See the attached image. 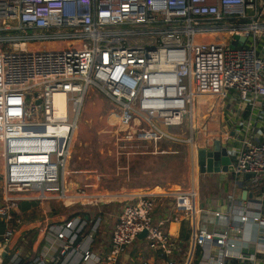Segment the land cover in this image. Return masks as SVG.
Segmentation results:
<instances>
[{"label":"built area","instance_id":"obj_1","mask_svg":"<svg viewBox=\"0 0 264 264\" xmlns=\"http://www.w3.org/2000/svg\"><path fill=\"white\" fill-rule=\"evenodd\" d=\"M93 90L119 105L112 138L127 156L144 142L171 139L164 127L195 130L198 101L233 92L242 113L231 130L240 131L226 146L232 174L252 198L204 210L194 187L163 192L175 216L155 223L161 195L142 193L132 202L100 195L126 203L104 254L94 250L100 220L77 215L42 227L41 242L51 235L53 243L19 264H191L196 247L200 264H264V132L251 133L253 125L264 130V0H0V264L15 246L18 202L73 205L87 197L68 188L82 108ZM58 93L66 98L64 113L55 107ZM183 217L192 232L180 262L179 238L166 226ZM210 218L227 224L209 230Z\"/></svg>","mask_w":264,"mask_h":264},{"label":"crops","instance_id":"obj_2","mask_svg":"<svg viewBox=\"0 0 264 264\" xmlns=\"http://www.w3.org/2000/svg\"><path fill=\"white\" fill-rule=\"evenodd\" d=\"M204 99L201 102L198 101V105L196 107L197 118L200 116V114H203L205 111V115H208L209 113L210 116V114H212L210 108L213 111H216L218 109V111L215 115L216 118L213 120L210 119L207 126H204V129L207 128V130H203L204 135L202 136L201 140L202 142H206V145L200 148H210L215 140H220L222 145L225 146L227 138L229 136L234 137L240 131L231 130V125L234 127L232 121L239 122L241 120L239 119V115L242 113V109L241 106H239V100L234 96L229 97L227 99V103L223 100L222 102L215 100L218 98L208 100H206V98ZM233 104L237 107H235L237 112L231 115L227 114L226 116V113L223 112L225 116L224 118H226L227 120V124L226 128L223 127V130H220L221 136H219V129L222 128V125L224 123H222L220 110L224 111V109L232 107ZM117 117L118 115H116V118ZM197 121L198 120H196L195 130H199ZM212 121L214 122V124L217 123L216 125L219 128L218 130L215 126H213L214 124L212 123ZM223 121L225 120L223 119ZM253 127H255V130H251V133L254 136L258 137L262 134V132H264V130H257L256 125H253ZM209 128L212 129L210 131V134L211 132L216 130L218 132V137H210V134L208 133ZM93 131L95 132V137H93L92 134L87 136V130H78L76 134L74 155L71 162V169L75 173L70 176L71 181L70 186L68 188L70 192L74 193L76 196L85 193L84 196L87 197L83 199L78 198L73 205L55 203L41 205L38 203L36 207L31 208L29 210L23 211L20 208L17 209V222H20L21 228L15 229V231L17 230L18 233L15 236L14 243L16 244V241L19 240V238L23 236V234L27 231L33 229L38 230L36 237L32 243V248L29 253L30 256L26 258V260L35 256L38 251L40 252L44 250V248H48L49 244L53 240L51 238V235H49L47 237V240L41 242L42 236L40 232L42 227H46L52 223H60L69 216H77V214L83 213L84 209H87L89 205H97V202L100 203V208L102 209H108V207H110L111 205H113L114 208H120V213L118 212L116 214V219L114 220V223L107 226L106 229L109 230V228H111V231L109 232L108 236L110 242L115 225L118 221V217L121 214L126 203L122 202L123 200L120 199L119 204H111L112 198H109L108 201L106 200V202H102V200L99 199V201H96L95 203H90L89 200L99 198V193L106 191L108 193H112L113 196H129V202H132V200L130 199L131 197L140 195L142 193L161 195V193L163 192L173 193L178 190H187L183 188L180 185V181L176 179L177 171H175L172 167V164H170L173 163V155H177L180 152L177 148V142L179 140L176 137H173L179 136L180 132H168L166 130H163V132L170 136L171 139L166 137L165 141L163 140V142H144L142 145L133 148L131 154L127 156L124 151L120 150L113 143L112 137L110 141L102 140L101 134L105 135L106 132H109L110 130H103L102 133H100V130ZM113 132H115V128ZM188 143L190 142L187 141V144ZM94 144H96V150L92 151L89 149V147H92ZM193 145H195V143ZM120 152L124 153V155H120ZM95 153L97 154V157L93 156V154ZM101 181H105V190L104 187H101ZM238 186L241 189L239 198H242L244 182L239 181ZM228 203L229 202H220L219 206H217V208L215 209H218L220 207L224 210ZM36 211L43 215V219L39 222L35 221V216L37 214ZM100 213L102 212L100 211ZM168 215L175 216L173 199L167 197L166 195H161L155 199V223H160ZM87 217L90 219V216ZM29 221L31 222V225L28 224ZM181 222L179 224L177 223L166 226L167 230L174 236L179 237ZM16 250L19 253L18 256L20 259L22 250L18 248ZM16 250L10 251V256H12L16 252ZM97 251H99L98 247H96L95 252ZM99 252L100 254H103L105 253V250L103 249ZM10 256L7 258H10L11 263ZM186 258L187 256L184 259ZM124 261L126 263H129L128 257H125Z\"/></svg>","mask_w":264,"mask_h":264},{"label":"rangeland","instance_id":"obj_3","mask_svg":"<svg viewBox=\"0 0 264 264\" xmlns=\"http://www.w3.org/2000/svg\"><path fill=\"white\" fill-rule=\"evenodd\" d=\"M228 97H235V94L233 92L228 93ZM206 100L208 99H214L215 97H204ZM202 98L199 100L200 102L204 99ZM220 99V100H219ZM215 99L218 101L222 100L224 102H228L227 99ZM205 100V99H204ZM236 106L233 104L232 107L226 108L223 110H220L221 112V117H222V128L217 127V123L214 124L217 128V130H223V127L226 128L227 120L224 118L227 114H235L236 113ZM210 110L212 111V114L209 113L208 115L206 111L203 114H200V116L197 118V125L199 127V130H190V124H186L185 127H164V129L168 132H177L179 136H173L176 137L179 141L177 142L178 150L180 151L177 155H173V163L172 167L174 168L175 171H177L176 179L180 181V185L185 188L189 189L194 187L195 191L198 196V206L199 208H202L204 210L209 209V210H214L219 206L220 202H229V200L233 197L234 199H238L241 189L238 186V182L241 180L236 179L233 174H219V173H214V174H201L199 172V167L197 164V150L200 147H204L206 145V142H202V136L204 135L203 130L204 126H207L209 123V120H213L216 118V111H213L211 108ZM43 111L44 107H40V117L43 116ZM120 112V107L116 103H114L107 94H105L101 90H93L90 92L86 100L84 101V105L82 108L81 116H80V121H79V129L78 130H87V136L93 135L95 137V132L93 130H100L102 133L103 130H110L109 132H106V134H101L102 135V140L104 141H110L113 131H114V125L115 122L117 121L116 115H118ZM210 112V111H209ZM225 112V116L224 113ZM69 116L70 120L74 121L76 118V112L73 110V105L71 102L69 103ZM223 119L225 121H223ZM217 122V121H216ZM209 126V125H208ZM221 126V125H220ZM213 128V127H212ZM183 129V130H182ZM209 134L212 129H208ZM218 132L214 130L211 132V136L218 137ZM172 135V134H171ZM219 136H221V131ZM166 139V138H165ZM165 139H163L165 141ZM162 140V142H163ZM192 140L190 143L187 144V141ZM195 143V145H193ZM96 144H94L92 147H89L90 150L95 151ZM191 146V147H190ZM106 152V149H105ZM94 157H97V154H93ZM194 160V161H193ZM176 166V168H175ZM102 185L101 187H104V190L106 189L105 186V181H101ZM104 184V185H103ZM102 196L109 195L113 196L112 193H108L106 191L99 193ZM120 196V195H119ZM104 200V199H102ZM108 201V199H106ZM96 201H99V198H95L94 200H89L90 203H95ZM120 199L118 197H113L111 199V204H119ZM106 202V201H102ZM38 205V202L35 201H20L17 203V208H20L21 210H29L31 208H34ZM54 207V206H53ZM108 207V206H107ZM52 208V206H51ZM120 208H114L113 205L108 207V209H102L100 208V203H97V205H92L84 209L83 213H79L77 215L80 216H90V222L93 224L95 222L99 221V227L98 230L96 231L94 235L95 243L96 246L99 248V251L103 250L105 247L109 245V232L111 231V228L109 230L107 229V226L110 224L114 223V220L116 219V214L119 212L120 213ZM100 211L102 213H100ZM37 212V211H36ZM43 219V215L37 212L35 216V221H40ZM199 222L201 220L203 222L206 221V218L202 215L198 217ZM15 222L18 221L14 220ZM31 225V222L29 221L28 223ZM92 224V225H93ZM227 224V220L225 218H222L217 225L215 223V220L213 218H210V220L207 222V228L209 230H215L219 231V229L225 228ZM21 228L20 222H17V225L15 226V229ZM5 231V225L3 223V220L0 219V241L2 240V236ZM18 231L16 230V234ZM52 238V237H51ZM17 242V241H16ZM53 243V242H52ZM57 247V245H54ZM97 251V254H100V252ZM186 253V252H185ZM189 251H187L186 256H188ZM185 255H183V259L185 258ZM5 264H11L10 263V258H7L5 261Z\"/></svg>","mask_w":264,"mask_h":264},{"label":"water","instance_id":"obj_4","mask_svg":"<svg viewBox=\"0 0 264 264\" xmlns=\"http://www.w3.org/2000/svg\"><path fill=\"white\" fill-rule=\"evenodd\" d=\"M239 43H245V38H239ZM238 41H233L230 45L231 48H236ZM39 103V102H38ZM197 164L199 167V172L201 174H232L234 171V163L231 154V149L228 146H223L220 140H215L214 146L210 149L198 148L197 150ZM250 176L247 175L246 179ZM252 198V194L248 193L246 190L242 193V199ZM146 231L139 235V239L145 237ZM6 253L3 255L5 258ZM20 259L16 261L15 264H19Z\"/></svg>","mask_w":264,"mask_h":264},{"label":"trees","instance_id":"obj_5","mask_svg":"<svg viewBox=\"0 0 264 264\" xmlns=\"http://www.w3.org/2000/svg\"><path fill=\"white\" fill-rule=\"evenodd\" d=\"M248 114L249 113H247L246 115ZM16 218H18L17 214L15 215L14 220H16ZM16 225H17V222L13 221V226L15 227ZM37 232L38 230L36 229L27 231L26 233L23 234V236L19 238V240H17L15 246L13 247L12 249L13 251H15L17 248L22 250V254L20 255L21 262H24L26 258L30 256L29 253L31 251L32 243L36 237ZM191 232H192V229H191L190 220H187V219L183 220L181 222V227H180V232H179V237H178L179 238V242H178L179 248L177 251V260L180 262H183L185 260L182 257L183 255L187 254V251L190 250ZM96 247L97 246L95 243L94 250H96ZM202 255H203V250L199 247H196L191 264H200Z\"/></svg>","mask_w":264,"mask_h":264},{"label":"bare ground","instance_id":"obj_6","mask_svg":"<svg viewBox=\"0 0 264 264\" xmlns=\"http://www.w3.org/2000/svg\"><path fill=\"white\" fill-rule=\"evenodd\" d=\"M65 95L58 93L55 95V107L59 112H66Z\"/></svg>","mask_w":264,"mask_h":264},{"label":"flooded vegetation","instance_id":"obj_7","mask_svg":"<svg viewBox=\"0 0 264 264\" xmlns=\"http://www.w3.org/2000/svg\"><path fill=\"white\" fill-rule=\"evenodd\" d=\"M215 142V141H214ZM214 142H213V144L211 145V147L210 148H212L213 146H214ZM226 146V145H225ZM210 148H208V149H210Z\"/></svg>","mask_w":264,"mask_h":264}]
</instances>
